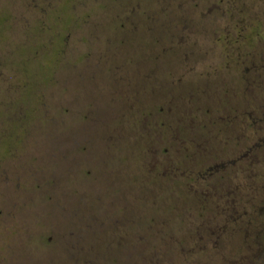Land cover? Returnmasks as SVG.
I'll return each mask as SVG.
<instances>
[{
    "label": "rangeland",
    "instance_id": "1",
    "mask_svg": "<svg viewBox=\"0 0 264 264\" xmlns=\"http://www.w3.org/2000/svg\"><path fill=\"white\" fill-rule=\"evenodd\" d=\"M54 2L55 13L47 21L46 10L51 9ZM1 4L13 14L19 12L17 22L20 24L41 20L36 11L43 13V21H47L44 33L40 34L42 38L39 37L41 41L37 38L39 33L35 34L32 28L23 32L19 26L11 28L8 19L2 22L7 26L10 36L5 37V33L0 39V72L6 75L4 77L2 74L3 77H0V137L24 136L29 144H33L18 158L21 163L26 164L28 174L35 175L38 165H42L44 169L54 168L56 157L53 159L51 154L54 139L100 137L107 142L100 152L102 157L114 161L122 158L121 154L126 157L138 153L139 157L136 174L130 162H114L113 169L109 162L108 171L117 170V174L114 177L109 171L107 184L122 186L133 180L137 191V198L134 200L139 203L138 206L152 200L166 211L169 206L184 208L190 205V200L183 196L168 198L165 188L159 190V183L149 177L152 160L156 156L161 160L165 158L162 155L165 146L158 147L157 141L153 143L148 140V127H139L141 122L146 121L145 115L150 106L147 94L150 88L156 89L159 99L167 98L173 103L180 98H190L192 104L198 101L203 104L207 99L213 98L231 101L233 93L230 85L226 86L224 92L225 84H220L229 79L228 74L222 77L220 73L218 80L214 81L188 75L182 77L184 73L208 71L212 63L219 61L214 58L218 49H201L193 44L171 45L163 33L167 28L174 29L175 25L180 24L181 18L160 16L159 10L181 15L195 10L199 12L208 7V4L202 0H1ZM122 10H154L157 16H152L151 20L153 35L160 37L161 43L154 46L150 44L151 36L139 32L122 37L116 31L119 24L116 19L122 18L110 17ZM71 11L76 15L92 11L91 14L97 16L80 21L78 30L70 35L64 33V41L58 44V32L63 30V25H68L67 13ZM57 14L60 19H57ZM191 19L192 21L184 24L195 32L198 27L207 26L205 20L197 17ZM146 24L151 25L149 22ZM124 25L128 28L132 24ZM64 29L66 31L67 27ZM58 47H61V54L59 64H55ZM88 48L90 50L87 51ZM90 51L91 55L87 56ZM199 60L204 64H196ZM111 64H118L119 69L113 70L110 76L105 70ZM9 67H15L22 81L10 78L13 70ZM20 92L24 100L19 96ZM135 98L139 99L140 104L143 103L142 109L133 107ZM22 119L24 124L21 125ZM65 157L66 161L64 158L56 163L60 172V179L54 187L56 193L59 191L57 196H60L70 180L71 165H68V155ZM33 163L34 166L31 167ZM26 168L22 166L23 170ZM106 168L104 166L103 171ZM159 168H163V165H159ZM28 180L30 182V176ZM252 180L251 185L249 178L248 183L245 178L239 179L241 185L248 184L246 189L245 186L242 187L241 194L243 199L249 198L251 201L250 229L245 225H238L236 227L241 230L235 231V235L219 240L149 239L144 244L128 240L120 246L117 240H108L99 232L87 234L79 219L83 215V209L78 208L75 221H69L66 217L65 220L62 219L64 214L55 207L57 201L54 205L48 203L46 206L35 189L16 194L2 188L0 211H9V202L16 201L20 213L17 210H11V213L20 219L16 224H0V264H247L251 254L264 247V225L260 219L262 215L259 214L264 205V191L262 187L259 188L264 183V177H252ZM98 183L106 184L104 175L99 177ZM106 202L107 197L98 200L92 198L90 212L96 214V207ZM12 205L17 208L16 204ZM108 205L106 206L109 207ZM48 214L59 221L60 228L64 231L73 227L76 236L79 233L88 236L83 241L76 240V249L94 247L93 251L101 249V254L89 257L84 250H81L84 251L83 254L76 251L77 255L72 260L67 251L61 252L63 247L60 246L55 254L41 255L43 252L39 251V245L42 229L37 220L43 219L45 224H49L46 220ZM105 216L107 217L103 211L100 217L105 220ZM158 216L167 217L168 214L161 213ZM151 247L153 253L149 250ZM107 248L109 251L105 253ZM142 248L146 250L143 252L144 256L140 255Z\"/></svg>",
    "mask_w": 264,
    "mask_h": 264
},
{
    "label": "flooded vegetation",
    "instance_id": "2",
    "mask_svg": "<svg viewBox=\"0 0 264 264\" xmlns=\"http://www.w3.org/2000/svg\"><path fill=\"white\" fill-rule=\"evenodd\" d=\"M202 1H205L208 7L200 9L199 12L195 10L192 13L177 15L159 10L160 16L181 18L180 24L175 25L174 29L167 28L163 33L171 45L193 44L201 49L217 48L218 53L214 58L219 61L212 63L208 71L184 73L182 77L188 75L214 81L218 80L220 73L222 77L228 74L229 79L220 84H225L224 92L229 84L233 97L228 102L213 98L207 99L203 104L199 103L200 101L192 104L190 98H180L173 103L167 98L159 99L156 89L150 88L147 94L150 106L145 115L146 121L141 122L139 127L140 129L143 125L148 127L150 129L148 140L153 143L157 141L158 147L165 146L162 149L165 158L161 160L156 156L152 160V169L148 171L149 177L159 183V190L165 188L168 198L175 195L183 196L190 200V205L184 208L177 205L169 206L166 211L152 200L138 206L139 203L134 200L137 198V191L131 178L128 185L107 184L108 172L110 171V175L114 177L117 174V170L115 172L112 170L114 162L132 163L136 174L139 169V157L138 153L126 157L121 154L122 158H116V161L102 157L100 152L107 142L100 137L54 139L51 154L53 159L56 157L55 164L64 158L66 161L65 156L68 155V165H71L70 180L60 196H57L59 191L57 193L54 191L55 183L60 179L58 164H54L53 169H44L42 165H38L36 174L29 175L26 164L21 163L18 158L22 152H27L29 145L33 144H29L24 136L0 137V192H3L2 188L16 194L35 189L42 196L41 200L46 206L48 203L54 205L57 201L55 207L64 214L62 219L68 218L69 221L76 220L78 208L83 209V215L79 219L86 233L99 232L108 240H117L119 246L128 240H134L137 244H144L149 239L219 240L235 235V231L241 230L240 227H236L238 225L242 224L250 229L251 201L249 198L243 199L241 194L242 187L245 186L246 189L248 184L241 185L239 179L245 178L248 183L249 178L252 185V177H264V0ZM55 10L54 2L51 9L46 10L47 21ZM40 11L42 12V9ZM91 12L85 11L77 15L73 11L68 12L69 23L63 25V30L58 32V44L64 41V33L70 35L78 30L80 21L97 16ZM36 14L41 20L20 24L17 22L19 12L13 14L6 10L0 0V39L10 36L7 26L2 24L8 19L11 28L19 26L23 32H28L32 28L35 34L39 33L37 38L41 41L40 34L44 33L47 21L46 23L43 21V13L36 11ZM152 16H157L154 10H122L110 17L122 18L121 20L115 18L119 23L116 31L122 37L139 32L151 36L150 44L155 46L156 43L160 44L161 40L160 37L153 35ZM191 17L207 21V26L198 27L196 32L191 30L184 24L192 21ZM57 19H60L59 14ZM148 22L151 25L146 24ZM125 23L132 25L126 28ZM60 48H57L55 54V64H59ZM87 54L90 56L91 51ZM201 60L196 64H204ZM18 65L21 70L20 61ZM9 69L13 70L10 78L22 81L15 67ZM118 69V64H111L105 71L111 76V72ZM2 74L6 77L3 72H0V77H3ZM115 74L117 77V72ZM19 96L23 97L21 92ZM133 103L134 108L142 109L143 103L140 104L138 98H135ZM109 162L112 169L108 171ZM23 165L25 170L22 169ZM159 165H163V168L158 169ZM33 166L34 163L31 167ZM104 166L107 168L103 171ZM102 175L106 178V184L98 183ZM260 187L264 191V183L260 184ZM104 197H107V202L96 207V214L91 213L89 209L91 199L98 200ZM12 203L17 205L16 201H10L9 211L4 213L0 211V224H16L20 219L12 215L11 210L19 208ZM107 204L110 206L107 207ZM103 211L107 215L105 220L100 217ZM161 213L168 216H158ZM259 214L262 215L260 219L264 225V205ZM46 220L49 224H45L43 219L37 220L42 229L39 245V251L43 252L41 255L55 254L60 246L63 247L61 252L67 251L72 260L75 259L74 255H77L76 251L80 254L85 251V255L89 257L101 254V249L93 251L94 247L76 249V240L83 241L84 237L88 236H84L83 233L76 236L73 227L64 231L60 228L59 221L49 214ZM263 248L256 249L247 264H264ZM142 249L140 255L144 256L143 252L146 250ZM149 250L153 253L152 247ZM108 251L109 248L104 252Z\"/></svg>",
    "mask_w": 264,
    "mask_h": 264
}]
</instances>
